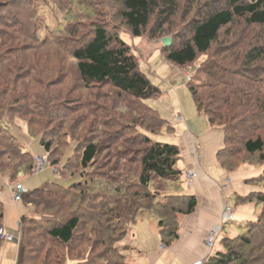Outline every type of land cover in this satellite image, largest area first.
Returning a JSON list of instances; mask_svg holds the SVG:
<instances>
[{"label": "trees", "instance_id": "16d2710c", "mask_svg": "<svg viewBox=\"0 0 264 264\" xmlns=\"http://www.w3.org/2000/svg\"><path fill=\"white\" fill-rule=\"evenodd\" d=\"M19 1L26 0H0V174L8 175L10 180L19 173L31 174L32 170L31 155L23 152L16 138L8 132L9 120L14 116L26 122L29 135L40 138L47 164L55 168L58 163L50 142L44 140L41 132L35 134L33 128L42 125L44 129L53 121L59 105L54 106L56 99L49 91L39 92L31 87L29 81L35 82L30 80L34 71L32 64L11 58L22 51L13 46L22 39H33L36 45L46 47L54 44L50 39L40 41L36 30L30 32L26 25L20 33L15 30L18 23L14 9ZM115 2L132 37L139 38L152 15L160 19V24L167 23L175 15L179 0ZM34 18H37L36 13ZM74 19L67 11L64 21L73 23ZM236 20L263 28L264 0H216L206 6L191 24L188 39L178 38L170 49L171 44L164 47L162 53L166 61L178 68L193 63L199 55L210 52L222 31ZM90 31L89 36L74 44L76 46H66L81 83L110 85L143 106L144 101L160 95V90L140 71L127 44L105 25L94 22ZM56 33H63L69 40L77 35L63 28ZM222 49L217 54L220 58L211 56L201 63L195 76L187 82L188 91L198 115L223 133L222 148L216 154L220 165L234 169L236 166L231 163L234 155L241 152L249 157L257 155L262 171L258 178L248 182L260 183L262 187L236 197L237 204L259 206L256 219L247 222L244 231L236 236L223 235L219 241L221 249L212 252L205 264H251L248 258L251 253H255L253 259L258 262L264 259V255L258 253L264 250V34L249 43L232 41ZM144 113L146 119L150 117L153 128L165 127L166 122L152 108L145 106ZM120 138L118 131L106 134L109 146L105 149L111 160L102 167L108 169L107 173H97L102 169L99 166L105 163L99 160L104 145L91 141L76 148L79 154L74 164L83 171L82 182H73L68 187L49 183L25 197L24 202L33 215L27 213L19 220L22 256L18 264H133L131 260H124L116 245L143 211H150L157 220L163 246H169L178 238L179 216L193 213L197 201L194 196L178 191L151 193V183L158 180L181 185L182 171L176 167L179 148L138 130L134 137L139 145L136 149H123L128 140L119 142ZM94 169V176L90 175ZM95 178L103 179L104 189L95 187ZM2 216L0 203V222ZM87 227L92 229L93 236L83 231ZM98 246L100 251L94 254ZM91 255L95 257L92 259Z\"/></svg>", "mask_w": 264, "mask_h": 264}, {"label": "rangeland", "instance_id": "374dc122", "mask_svg": "<svg viewBox=\"0 0 264 264\" xmlns=\"http://www.w3.org/2000/svg\"><path fill=\"white\" fill-rule=\"evenodd\" d=\"M81 1L83 2L80 3V0H26L19 1L14 9V17L16 23H18L15 25L16 31L22 32L25 29L24 25H26L27 28L30 27V32L36 30L40 41L50 39L54 44V46L46 47L38 45V43L36 45L33 39H22L20 44L13 45L22 51L14 50L17 52L11 58H16L19 62L25 61L27 64H32L34 71L31 72L32 77L30 80L34 79L35 82H32L33 80L29 81L31 87L39 92L43 90L49 91L48 94L56 99L53 103L54 106L56 103L59 105L53 115V121L48 125L46 124L44 129L42 125L33 128L35 134L41 132L44 135V140L50 142L51 149L58 163L55 167L56 174L54 173V168L49 164L37 176L32 173H19L14 180H10L8 175L0 174V203L3 212L1 221L6 233L13 236L12 242L7 244L0 243V261L6 264H18L22 256L21 233L18 228V222L21 216L28 213V206L25 202L16 204L12 201V185L21 184L31 192L49 183H57L63 187H68L73 182H82V175L80 176V174L83 171L74 164L75 157L77 158L79 154L76 148L85 146L86 143H90L91 141H95L99 146L104 145L101 147L103 151L99 158L100 162H105L99 166L102 167L108 160H111L110 157H107V150L105 149L106 146H109L106 143L108 141L105 140L106 134L110 132H119L121 136L119 142L128 140L122 146L123 149L132 150L138 148L139 145L134 140V137L137 136V130L154 140L178 147L184 136L180 126V123L184 121L183 117L185 121H188L191 116L205 118L202 115H198L187 87V82L195 76L201 63L211 56H214L215 59L220 58L217 57V54L220 50H223L222 48L225 47V44H230L235 40L249 43L252 42V38L256 39L257 36L260 37L261 34H264V27H253L244 20H236L234 24L222 31L218 42L212 45L210 52L205 55H199L193 63L183 68H178L166 61L162 51L167 46H164L163 41L169 40L168 46L170 44L171 46L168 49H170L178 38L188 39L191 24L196 20L198 14L216 0H202L199 3H195L193 0H179L175 15L167 23L160 24V19L156 15H152L149 25L142 31V35L139 38L132 37L125 22L120 18L115 0ZM18 6L21 7V10H16ZM67 11L72 14V17L74 16L75 21L73 23L64 21ZM34 12L37 18H34ZM94 22L105 25L111 33L116 34L120 40L127 44L136 58L140 71L160 90L159 96L144 101V105L152 108L158 117L166 122L165 127L160 129L153 128L155 127L153 122L149 123L150 117L146 119L147 115L144 116L145 106L138 100L116 91L110 85H84L80 82L75 71L74 62L67 55V49L80 42L83 37L89 36L91 25ZM62 28L63 31L65 29L73 30L77 34L76 37H72L69 40L63 33H56L58 29ZM29 70H27V73ZM184 72L190 76L189 81H186ZM179 108L182 113L178 112L179 114H177V109ZM178 116L182 117L181 121L177 120ZM27 127L23 119L21 120L18 116H14L13 119L9 120L8 132L16 138L22 148L28 149L31 157L44 155V150L40 145V138L37 135H29ZM207 127L208 133L204 135V138H200L199 141V156L202 162L206 160L208 162L212 161L213 157L216 161V148L223 144V133L220 128L210 127L209 124ZM113 149L117 150L115 147ZM196 160H199L198 154ZM113 162L114 159L111 161V165L114 164ZM257 162V155L249 157L241 152L238 155H234L231 159V163L236 166H233L234 169L224 168L219 162L218 164L228 171H233L232 177H235L234 181H237L239 184L244 182V180L240 182L241 176L237 175L240 172H245V177L249 178V180L260 176L262 166L258 165ZM177 165L178 167L181 166L179 163ZM94 172L95 169L94 171L91 170L89 174L94 176ZM102 172L105 174L108 172V169L102 167V169H98L97 171L99 174ZM185 173L186 171L182 172L184 180L181 177V192H185L187 183L189 185L193 183L187 181ZM85 175L87 176L88 172ZM94 180V183H97L95 187L99 186L100 189L105 188L101 184L102 178H95ZM90 182L88 180V183ZM226 182V185H228L230 179H227ZM178 186L179 184L154 180L151 183V193L165 194L168 191L175 192L179 189ZM257 186L262 187L260 183L249 184L247 191L241 196L248 195ZM252 206L255 208L257 216L259 206L252 205L251 203L237 204L236 200L231 205H225L222 212L226 208H229L233 216L234 210L242 208L243 212H248ZM29 215L32 216L33 214L29 212ZM142 216L148 217L153 215L150 211H143L139 213L136 220ZM256 216L253 220L256 219ZM225 220L223 219L218 226L220 231L212 252L217 248L221 249L220 242L223 235L233 237L238 233H242L245 224L251 219L236 221V219L232 218L235 221L234 223H231L233 221H230V219ZM149 221L152 222L153 218ZM81 227L83 228V226ZM82 228L79 231L82 232ZM91 230L90 227L83 229L85 233L93 236ZM129 237L130 231L116 245L119 252L124 255V260L126 259L127 261L131 260L132 255ZM87 246H84V250L87 249ZM98 251H100V246L96 248L94 254ZM258 253L259 256L264 255V250ZM254 256H256L255 253L253 255L251 253V256H248L251 264H264V259L258 262V260L253 259L255 258ZM94 257V255H91L92 259Z\"/></svg>", "mask_w": 264, "mask_h": 264}, {"label": "crops", "instance_id": "0c3cea01", "mask_svg": "<svg viewBox=\"0 0 264 264\" xmlns=\"http://www.w3.org/2000/svg\"><path fill=\"white\" fill-rule=\"evenodd\" d=\"M178 112L182 113L180 108L177 109V114H179ZM183 119V122H178L184 133L181 144L178 145L180 155L177 163L181 166L178 167L176 164V167L182 172L194 170L197 176L191 185L186 182L185 192H181L180 185L177 191L194 196L197 206L193 213L179 216L178 238L169 246L162 245L157 220L153 216H142L136 220L131 225L129 237L130 247L133 249L131 255L133 264H195L206 255L207 249L204 242L208 232L223 221L224 206L235 202L236 197L243 195L250 184L249 178L245 177V172L237 174L241 176L240 182L244 180L238 184L237 181H234L236 178L232 177L233 171L222 168L217 159L214 160V157L209 162L208 160L200 161L199 141L208 133V124L205 118L199 116H191L188 121H185L184 117ZM205 131L207 132L204 133ZM221 147L219 145L216 151L218 152ZM23 152L30 154L24 147ZM197 154L199 160H196ZM182 178L184 180L183 176ZM227 179H230L228 185H226ZM255 216L256 211L252 206L248 212H243L242 208L234 210L232 217L239 221L242 219L253 220ZM151 218H153L152 222L149 221ZM0 226L4 228L2 221ZM0 264L6 263L0 261Z\"/></svg>", "mask_w": 264, "mask_h": 264}, {"label": "built area", "instance_id": "2783aa9c", "mask_svg": "<svg viewBox=\"0 0 264 264\" xmlns=\"http://www.w3.org/2000/svg\"><path fill=\"white\" fill-rule=\"evenodd\" d=\"M184 76L186 78V81L190 80V76L188 75V73L184 72ZM181 119H182L181 116L177 117L178 121H181ZM46 165H47V156L46 155L32 157L31 173L34 175H38L39 173H41L44 170ZM54 173L55 174L57 173L55 168H54ZM185 178L187 179V181L189 183H192L193 180H195V178H196V173L194 172V170L186 171ZM29 194H30V192L25 187H23L21 184H15V185L11 186V199L14 203L24 202L25 197L28 196ZM232 218L233 217L231 215L229 208H226L223 212L224 221H226L225 219L232 220ZM18 228L20 231V222H18ZM219 231H220V228L218 226L214 227L212 230L209 231L208 236L205 240V246L207 249V253L204 257H202L200 260H198L195 264H205L209 255L213 251V246H214V243H215V241L219 235ZM12 241H13V236L7 234L5 229L2 226H0V243L6 244V243H10Z\"/></svg>", "mask_w": 264, "mask_h": 264}, {"label": "water", "instance_id": "95a60500", "mask_svg": "<svg viewBox=\"0 0 264 264\" xmlns=\"http://www.w3.org/2000/svg\"><path fill=\"white\" fill-rule=\"evenodd\" d=\"M163 42H164V46H168L169 40H164Z\"/></svg>", "mask_w": 264, "mask_h": 264}]
</instances>
